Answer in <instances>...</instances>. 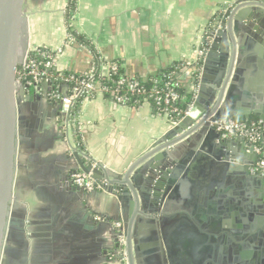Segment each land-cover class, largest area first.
I'll use <instances>...</instances> for the list:
<instances>
[{"label": "crops", "instance_id": "crops-1", "mask_svg": "<svg viewBox=\"0 0 264 264\" xmlns=\"http://www.w3.org/2000/svg\"><path fill=\"white\" fill-rule=\"evenodd\" d=\"M234 1L25 0L26 41L29 47L60 49L56 68L61 71L88 69L91 58L81 44L117 61L128 78L145 79L175 65V77L188 90L194 73L201 72L199 52L205 48V34L221 9ZM247 3L246 7L264 10V0ZM263 15L252 14L241 27L258 44ZM253 26L260 31L255 33ZM69 32L76 42L67 43ZM34 93L36 99L21 100L17 107V133L22 139L0 264H108V259L118 264L114 223L126 225L130 211L108 182L115 181L112 174H123L151 146L161 143L171 119L148 102L120 104L97 94L76 106L81 133L68 139L60 103L41 89ZM224 103L246 116L247 123H264L253 112L264 113V54L236 55ZM74 152L85 167L101 170L107 187L88 192L72 184L70 174L82 171ZM137 228L132 231L137 263L167 264L165 256L160 262L151 251L149 224L142 241Z\"/></svg>", "mask_w": 264, "mask_h": 264}, {"label": "water", "instance_id": "water-1", "mask_svg": "<svg viewBox=\"0 0 264 264\" xmlns=\"http://www.w3.org/2000/svg\"><path fill=\"white\" fill-rule=\"evenodd\" d=\"M24 3L0 0V256L10 215L17 145L22 139L17 133V107L19 101L38 96L16 76L29 47ZM248 5L230 6L205 34L194 102L200 113L214 112L215 118L239 123H247V117L221 104L236 55L264 54V30L251 28L260 31L258 44L241 28L252 14H264L263 8L259 11ZM253 112L264 119L261 109ZM161 140L123 174H112L115 181L108 182L130 211L125 225L128 264H138L133 227L138 225L142 241L148 224L151 251L164 254L167 264H264V178L250 171L258 160L254 143L243 137H223L214 126L191 117L171 124ZM74 156L83 172H92L102 188L108 186L101 181V170L85 167L77 152Z\"/></svg>", "mask_w": 264, "mask_h": 264}, {"label": "built area", "instance_id": "built-area-1", "mask_svg": "<svg viewBox=\"0 0 264 264\" xmlns=\"http://www.w3.org/2000/svg\"><path fill=\"white\" fill-rule=\"evenodd\" d=\"M73 42H76V37L72 32H69L67 43ZM80 46L91 58V63L88 69L82 72V76H76L73 73L64 75L63 71L56 68V55L61 50L45 47H28L16 73L19 81L28 86H36L45 93L47 98L60 103L61 113L65 116L63 125L68 139L76 138L81 133L78 111L76 110L80 101L97 94L111 96L115 102L120 104H127L130 98H133L135 104L143 100L154 105L171 119V124L179 122L184 117H191L195 122L204 120L206 125L214 126L223 137H243L254 143L258 160L250 168V171L251 173L260 172L264 178V148L258 144L259 140H263L264 123L261 121L239 123L231 119L215 118L214 112L200 113L194 107L200 69L195 76L197 82H193L191 88L187 90L190 99L184 103L183 108H179L177 104L183 102L184 96L177 90V83L167 81L161 85L159 79H151L147 86L144 83L145 79L128 78L121 75L116 79L114 86L108 85L104 83V80H111L115 74L120 72L119 63L103 58L94 48L85 44ZM199 54L201 59L203 50ZM51 69L55 71L54 74L51 73ZM178 81L180 80L178 79ZM70 180L73 185L88 192L102 188L94 179L92 172L74 171L70 174ZM114 226L117 230L119 264H128L124 223L118 221L114 223Z\"/></svg>", "mask_w": 264, "mask_h": 264}, {"label": "trees", "instance_id": "trees-1", "mask_svg": "<svg viewBox=\"0 0 264 264\" xmlns=\"http://www.w3.org/2000/svg\"><path fill=\"white\" fill-rule=\"evenodd\" d=\"M199 64H200V62H199ZM51 73L54 74L55 71L53 69H51ZM63 73H64V75H68V74H72L73 73L76 76H82V73H80V72L79 73H75V72H72V71H63ZM196 73L197 72H195L194 74L196 75ZM121 75H124V74L120 71L119 73L115 74L111 80L110 79L109 80H107V79L104 80V83L114 86L116 79L119 78ZM151 79H159V82L161 83V85H163L164 82H167V81L168 82L172 81L174 83H177V90L179 92H181V94L184 96L183 102H180V103L177 104L179 106V108H183L184 107V103L187 102L190 99V94L187 92L186 85L183 82L178 81V79L175 77V65H173V66H171V67H169L167 69H163V70L157 72L155 75H152V76H149V77L145 78L144 83H146V85L148 86L150 84ZM193 82L194 83L197 82L196 78H193ZM36 88L37 87L34 86V85H30L29 86L30 92H34ZM142 102H144V101L141 100L140 102L135 104L134 103V99L130 98V100H129V102H127V104H129V105H139ZM258 144L261 147L264 148V138H263V140H259Z\"/></svg>", "mask_w": 264, "mask_h": 264}, {"label": "rangeland", "instance_id": "rangeland-1", "mask_svg": "<svg viewBox=\"0 0 264 264\" xmlns=\"http://www.w3.org/2000/svg\"><path fill=\"white\" fill-rule=\"evenodd\" d=\"M249 0H236V1H234V2H232L231 4H229V6H224V8H222L221 9V12H220V14L222 13V12H225L230 6H232V5H236V4H239V3H241V2H248ZM230 9V8H229ZM219 14V15H220ZM124 223V222H123ZM154 226L155 225H153V228H154ZM151 228H152V226H151ZM124 230H125V223H124ZM149 232H152V230H150ZM153 237L151 238V240L152 241H154V239H157V236H156V233L155 232H153V235H152ZM159 256V261L161 262V260L160 259H162V255H158ZM163 256H164V254H163ZM107 262H109L108 264H112L111 262H110V259H108L107 260ZM164 262V264H166L165 263V261H163ZM117 263L119 264V260L117 259Z\"/></svg>", "mask_w": 264, "mask_h": 264}]
</instances>
